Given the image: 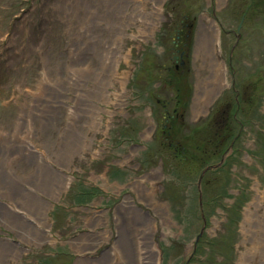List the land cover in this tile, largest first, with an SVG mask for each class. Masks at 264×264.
Returning a JSON list of instances; mask_svg holds the SVG:
<instances>
[{
    "label": "rangeland",
    "instance_id": "374dc122",
    "mask_svg": "<svg viewBox=\"0 0 264 264\" xmlns=\"http://www.w3.org/2000/svg\"><path fill=\"white\" fill-rule=\"evenodd\" d=\"M159 6L148 33L141 21L119 17L109 0H90L87 8L80 0H0V135L9 140L18 127L17 141L68 182L49 201L51 240L27 244L0 224V240L22 251L3 264H241L246 248L256 256L253 241L264 263V239L258 244L264 226V0L257 6L255 0H161ZM104 50L118 60L114 75L100 68L97 55ZM97 74L112 85L96 84ZM102 89L120 99L109 104L89 94L102 95ZM177 89L182 99L175 116L185 149L195 141V124L213 131L237 117L241 128L232 129L229 140L236 139L237 152L227 168L221 167L227 155L201 172L173 166L158 134L173 115ZM70 110L77 116L68 120ZM88 110L99 116L98 131L87 126ZM68 122L82 130L87 147L62 168L52 161L64 149ZM14 150L12 166L19 161ZM246 210L254 222L244 227ZM123 231L131 237L125 243Z\"/></svg>",
    "mask_w": 264,
    "mask_h": 264
},
{
    "label": "bare ground",
    "instance_id": "6f19581e",
    "mask_svg": "<svg viewBox=\"0 0 264 264\" xmlns=\"http://www.w3.org/2000/svg\"><path fill=\"white\" fill-rule=\"evenodd\" d=\"M84 2V7L87 8L90 0H80ZM112 3L113 9L117 12L119 17H122L127 22L141 21L143 24V30L150 33L157 23V18L161 13L159 2L161 0H109ZM151 3V11H147V5ZM137 4L130 14L126 13V10ZM105 7L108 9L107 4ZM111 15V14H109ZM108 15V16H109ZM213 28V25H209ZM100 68L103 74L114 75L115 64L118 61L117 58L112 55L110 50H104L101 54L97 55ZM218 68V67H217ZM221 80L218 82L219 88L225 83L224 71L219 68ZM70 73V72H68ZM93 81L104 87L112 85L111 80L106 78L102 74L94 75ZM121 79V78H120ZM75 82V81H74ZM119 89L123 90V81H117ZM104 92L102 95L98 92H89L93 95L95 100L102 99L107 103H111L112 99H120V95L114 92H107L106 89H102ZM90 118L87 123L89 129L98 131L100 128L99 116L91 111H84ZM77 115L75 111H69L65 115L68 120L75 118ZM69 132L64 141V149L54 155L52 161L57 167L67 168L69 160L79 152H85L86 145L82 130L76 131L72 128V122L67 123ZM19 128H16L14 135L8 140L0 135V224L13 230L17 238L27 244H40L45 241L51 240L48 235V222L47 211L50 206L49 201L55 200L60 192L65 189L67 185L66 175L59 169L53 168L51 165L44 162L42 157L37 158L27 144L18 142L16 137L19 134ZM63 134V133H62ZM64 138V137H63ZM18 155V164L12 166L8 162V157L13 152ZM26 152V153H25ZM156 173L150 174L154 176ZM26 184V185H25ZM148 203L153 204L149 200ZM161 212H165L164 208H160ZM254 222L252 211L246 210L244 213V221L242 225L244 227ZM243 235H248L246 229L243 230ZM106 231L100 232L99 239H105L103 236ZM103 237V238H102ZM129 237V236H128ZM123 231L121 238H128ZM133 237V236H132ZM131 238V237H129ZM134 238V237H133ZM264 239V226L261 228V236L258 244H261ZM255 241L252 242L253 254L256 256H248V249L246 248L243 253L240 254L241 264H260L263 261L262 255L258 256L256 252L258 247L255 246ZM21 250L12 245L7 240H0V264L8 262L9 259L15 260L20 254ZM105 256L110 257L109 253H105ZM264 264V263H263Z\"/></svg>",
    "mask_w": 264,
    "mask_h": 264
},
{
    "label": "trees",
    "instance_id": "16d2710c",
    "mask_svg": "<svg viewBox=\"0 0 264 264\" xmlns=\"http://www.w3.org/2000/svg\"><path fill=\"white\" fill-rule=\"evenodd\" d=\"M260 3L261 0H255L256 6ZM262 5L258 8L263 9ZM172 82H175L174 86H178L177 83L179 81L177 79V76H174L172 78ZM175 97L176 100L174 103L173 115L166 117L165 125H161L158 134L159 139L167 141V143L165 144V150L169 153L170 158H173V166L176 167V170L184 171L185 168H183L182 166L186 165V168H194L196 171L198 170L197 172H201L208 166L220 163L223 157L227 155L224 158L225 160L223 161V164L221 166L227 168L228 158L232 157L237 152L235 148L236 139L229 142L232 136V129L237 128L238 132L241 128V124L239 123L237 117L235 118L234 116H230L229 122L224 123V121H222L216 124L213 131H209V129L205 128L202 125L195 124L192 127V134L196 136L195 141L194 143H192L190 149H185L181 146L180 138V135L184 132L181 129L182 126L180 122L176 119L175 116V111L178 109L180 98L182 99L180 89L176 90ZM167 123L169 124V127ZM165 126H167L169 129H166ZM173 129H175L176 132H174ZM175 147L181 149L184 156H182L183 154L180 153L181 155L178 157L176 155ZM145 151H147L146 148ZM230 162H232V159L230 160ZM190 168L188 169L189 171L191 170ZM216 171L217 170L207 171L205 176L208 174H213ZM208 189L209 187L208 185H206L203 188V193H206ZM219 194V192L216 193V196H219ZM215 199L216 197H214V199L212 200L214 201ZM210 202L211 200H208V198L204 200L203 203L205 205V208L210 204Z\"/></svg>",
    "mask_w": 264,
    "mask_h": 264
},
{
    "label": "water",
    "instance_id": "95a60500",
    "mask_svg": "<svg viewBox=\"0 0 264 264\" xmlns=\"http://www.w3.org/2000/svg\"><path fill=\"white\" fill-rule=\"evenodd\" d=\"M200 181V180H199ZM201 196V195H200Z\"/></svg>",
    "mask_w": 264,
    "mask_h": 264
}]
</instances>
